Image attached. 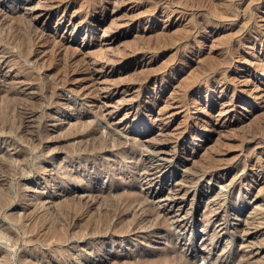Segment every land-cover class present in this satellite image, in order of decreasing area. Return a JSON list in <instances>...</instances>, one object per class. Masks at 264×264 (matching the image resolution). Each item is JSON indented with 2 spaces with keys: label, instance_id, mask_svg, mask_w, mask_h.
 <instances>
[{
  "label": "rangeland",
  "instance_id": "obj_1",
  "mask_svg": "<svg viewBox=\"0 0 264 264\" xmlns=\"http://www.w3.org/2000/svg\"><path fill=\"white\" fill-rule=\"evenodd\" d=\"M0 24V264H264V0H0Z\"/></svg>",
  "mask_w": 264,
  "mask_h": 264
},
{
  "label": "bare ground",
  "instance_id": "obj_2",
  "mask_svg": "<svg viewBox=\"0 0 264 264\" xmlns=\"http://www.w3.org/2000/svg\"><path fill=\"white\" fill-rule=\"evenodd\" d=\"M191 1V0H190ZM196 1V0H195ZM198 1V0H197ZM203 1V0H202ZM181 2V1H180ZM225 2H227L226 4H224L223 2H222V4H221V7H222V5L224 6H226L225 7V9L226 10H229L230 9V6H231V4H229V1H225ZM70 3V2H69ZM219 4V3H218ZM51 5H53V4H51ZM50 5V6H51ZM200 5V4H199ZM198 5V6H199ZM202 5V4H201ZM210 5V4H209ZM53 6H55V5H53ZM191 6H192V4H191ZM49 8V7H48ZM53 8V7H52ZM55 8V7H54ZM153 8V7H152ZM56 9H58V8H56ZM215 9V8H214ZM224 8L223 9H220V10H225ZM149 10V9H148ZM146 11V10H145ZM221 12V11H220ZM35 12H34V10H31V8H30V10L27 12V15H30L31 17H37L36 15L38 14L37 12V14L35 15L34 14ZM225 13V11H223V14ZM230 13V12H229ZM226 14V13H225ZM228 14V13H227ZM230 15V14H229ZM247 15V14H246ZM25 17V16H24ZM23 17V18H24ZM91 17V16H90ZM15 19V18H14ZM28 19V18H27ZM31 19V18H30ZM87 19V18H86ZM26 21V20H25ZM10 25V24H9ZM27 25H28V22H27ZM0 26H1V24H0ZM242 27V26H241ZM9 28V27H8ZM29 28L31 29V31L30 32H32V36H31V43H32V46L34 47V46H36V50H38L39 49V47H38V45L39 44H44V45H47V44H49V42H50V44H51V41H48L47 40V38H46V36H48V35H46V36H44V32H43V29H38V28H36V26H33V24L30 22V25H29ZM28 28V29H29ZM108 28V27H107ZM186 29V28H185ZM8 30V29H7ZM45 31V30H44ZM29 32V33H30ZM16 33V32H15ZM26 33V32H25ZM179 33V32H178ZM14 34V33H13ZM182 34V33H181ZM26 36H27V34H26ZM20 37V36H19ZM63 37V36H62ZM4 38V37H3ZM48 38H50L49 36H48ZM172 38V37H171ZM179 38V37H178ZM27 39H28V37H27ZM55 38H53L52 40H54ZM23 40V39H22ZM29 41H30V37H29ZM48 41V42H47ZM175 41V40H174ZM53 42V41H52ZM144 42V41H143ZM164 42V41H163ZM54 43V42H53ZM58 43V42H57ZM139 43V42H138ZM62 44V43H61ZM160 44V43H159ZM55 45H57L56 44V40H55V44L53 45V46H55ZM63 45V44H62ZM49 46V45H48ZM244 46V45H243ZM50 47V46H49ZM52 47V46H51ZM50 47V48H51ZM70 47V46H69ZM54 48V47H53ZM53 48H51V50L53 51ZM62 48V47H61ZM32 49V48H31ZM35 49V48H34ZM49 49V48H48ZM56 49V48H55ZM58 49V48H57ZM57 49H56V51H57ZM98 49H100V48H98ZM27 50H28V48H27ZM47 50V49H46ZM50 50V51H51ZM58 50H61V49H58ZM52 51H51V55H52ZM67 51V50H66ZM73 51V50H72ZM32 52H33V50H32ZM54 52V51H53ZM58 52V51H57ZM56 52V53H57ZM64 52V51H63ZM55 53V52H54ZM54 53H53V55H54ZM74 53H76V52H74ZM69 54V53H68ZM67 54V55H68ZM56 55V54H55ZM86 55V54H85ZM88 55V54H87ZM63 56V55H62ZM69 56V57H68ZM67 56V58L68 59H72L73 58V56H74V54H73V56L71 55V57H70V55H68ZM95 56V55H94ZM60 57H61V55H60ZM75 57V56H74ZM92 57V56H91ZM126 58V57H125ZM58 59V58H57ZM66 59V58H65ZM63 60V59H62ZM67 60V59H66ZM224 61V60H223ZM51 62V61H50ZM69 62V61H68ZM94 63V65L96 64V61H93ZM99 62V61H98ZM112 62V61H111ZM70 63V62H69ZM73 63V62H72ZM92 63V62H91ZM90 63V64H91ZM225 63V62H224ZM44 64V63H43ZM86 64V63H85ZM226 64V63H225ZM87 65H89V64H87ZM42 66V65H41ZM58 66V65H57ZM65 66V65H64ZM90 66V65H89ZM89 66H86V68H84L85 69V71H87L88 72V75H90V76H88L89 78H91L92 79V74L90 73V70H89ZM96 66V65H95ZM60 69V68H59ZM111 69V68H110ZM78 70V69H77ZM263 70V69H262ZM61 71H63V69L61 70ZM65 72H67V71H65ZM65 72H64V74H63V76L61 75V76H57V78H55V81L58 83V84H60L61 85V87H66V86H68V82H69V79L71 78V76L69 77V72H67L66 74H65ZM54 73H56V72H54ZM53 73V74H54ZM74 73V72H73ZM57 74V73H56ZM58 75V74H57ZM70 75H72V74H70ZM73 77V76H72ZM84 78V77H83ZM88 79V78H87ZM93 79H94V76H93ZM92 79V80H93ZM75 80V79H74ZM115 80V79H114ZM70 81H72V80H70ZM112 82V81H111ZM118 82V81H117ZM74 83V82H73ZM113 84V83H112ZM121 84V83H120ZM124 84V83H123ZM94 85V84H93ZM96 85V84H95ZM70 86V85H69ZM80 86V85H79ZM127 86V85H126ZM60 87V86H59ZM74 87V86H73ZM88 88V86H86L85 85V88ZM92 87V86H91ZM107 87V86H106ZM54 88V87H53ZM77 88V87H76ZM52 89V88H51ZM68 89H70V90H72V91H74V92H76V93H78V95L80 96V95H82V97H84V96H87L88 94H87V92L88 91H86L85 92V90L83 89V88H79L80 90H76V89H74V88H68ZM82 89H83V91H82ZM93 89H95V88H93ZM99 89V88H98ZM119 88H117V89H114V88H109V86L107 87V88H104L103 90H102V88H100L98 91H96V90H94V91H96V93H95V96H96V99H95V103H96V105H98L99 107L100 106H102V105H100V103L99 102H104L103 100H104V97H110L111 95H113V94H115V93H118L117 91H119L118 90ZM127 89V88H126ZM90 90V89H89ZM92 90V89H91ZM91 90L89 91L90 93H91ZM102 90V91H101ZM94 91H92V92H94ZM103 92V93H102ZM101 93V94H100ZM126 93V92H125ZM235 93V92H234ZM94 95V94H93ZM89 96V95H88ZM91 96V95H90ZM125 96V95H124ZM21 97V96H20ZM60 97H61V95H60ZM112 97V96H111ZM123 97V96H122ZM82 99V98H81ZM17 100V99H16ZM121 100V99H120ZM259 101V100H258ZM189 104V103H188ZM95 105V104H94ZM223 105V104H222ZM9 106V105H8ZM165 106V105H164ZM98 107V108H99ZM161 109H163V108H161ZM226 109H228L229 110V107L228 106H226ZM8 110V109H7ZM98 110V109H97ZM101 110V109H100ZM230 111V110H229ZM97 112V111H96ZM99 112V111H98ZM97 112V113H98ZM101 112V111H100ZM227 112V111H226ZM262 112V111H261ZM102 113V112H101ZM105 113V112H104ZM104 113H102L103 114V117L101 116V118H102V120H109V117H107ZM146 113V112H145ZM20 114V113H19ZM237 114V113H236ZM105 115V116H104ZM146 115V114H145ZM170 115V114H169ZM116 116V115H115ZM136 116V115H135ZM151 115H148V118L150 117ZM167 116V115H166ZM18 117V116H17ZM22 117V116H21ZM146 117V116H145ZM263 117V116H262ZM159 118V117H158ZM166 118V117H165ZM221 118V117H220ZM13 119V118H12ZM222 119V118H221ZM220 119V127H224V125H225V121H222ZM86 120V119H85ZM101 120V119H100ZM121 120V119H120ZM150 120H152L151 118H150ZM148 121V120H147ZM160 121V120H159ZM165 122V121H164ZM163 122V123H164ZM255 122V121H254ZM182 123V122H181ZM2 125V124H1ZM215 126V125H214ZM26 127V126H25ZM209 127H207L206 128V131L208 132V131H210V129H208ZM238 128V127H237ZM192 129V128H191ZM214 129V128H213ZM179 131V130H178ZM14 132V131H13ZM109 132V131H108ZM94 133V132H93ZM113 133V132H112ZM180 133V135L181 136H183V137H185V135L186 136H189V138H194V137H197L198 136V134H197V132H196V130L195 131H192L191 130V132L189 131V128L188 127H186V128H184V129H182V131L181 132H179ZM114 134V133H113ZM185 134V135H184ZM111 135V134H110ZM115 135V134H114ZM176 135V134H175ZM179 135V136H180ZM88 136V135H87ZM95 136V135H94ZM111 136H113V135H111ZM202 137V136H201ZM120 138V137H119ZM112 139H114V140H116V138L114 137V138H112ZM111 139V140H112ZM121 139V138H120ZM172 139V138H171ZM170 139V140H171ZM183 139V138H182ZM196 139V138H195ZM199 140H200V138H198ZM88 140V139H87ZM122 140V139H121ZM120 140V141H121ZM125 140V139H124ZM92 141V140H91ZM117 141H119V139L117 138ZM135 142V141H134ZM166 142V141H165ZM195 142V141H194ZM100 143V142H99ZM115 143V142H114ZM121 143V142H120ZM126 143H127V141H126ZM138 143H141V142H138ZM143 143V142H142ZM97 144V143H96ZM122 144V143H121ZM85 145V144H84ZM141 145V144H140ZM140 145H138V146H136V147H138V151H139V146ZM147 145V144H146ZM167 145V144H166ZM144 146H145V144H144ZM144 146H140V149H141V147H144ZM152 146H154L153 148H152ZM131 147V146H130ZM127 149V148H126ZM151 149H153L154 151L157 149V152L159 153V154H161V150H163L164 149V144H152L151 146L149 145V146H147V147H144L143 149H142V151H144V152H148L149 150H151ZM120 150V149H119ZM118 151V150H117ZM141 151V150H140ZM153 151V152H154ZM159 151H161V152H159ZM127 153V152H126ZM140 153V152H139ZM143 153V152H142ZM157 154V153H156ZM143 155V154H142ZM147 155H149V156H151V157H154V154H151V153H148ZM164 155H165V153H164ZM158 157V156H157ZM122 158V157H121ZM137 158V157H136ZM213 158V157H212ZM218 159V158H217ZM156 160H159V159H156ZM146 161V160H145ZM137 162V161H136ZM158 163V162H157ZM144 164V163H143ZM153 166V167H150L149 168V166ZM151 165H149L148 166V168H149V170L150 171H152V173L151 174H149V175H153L154 176V174H156V172H158V169H160V171H161V169L163 168L162 166L160 167V165H158V164H154L152 161H151ZM165 166V165H164ZM117 167V166H116ZM165 168V167H164ZM163 170V169H162ZM196 171V170H195ZM257 171V170H256ZM162 172V171H161ZM167 172V170L166 169H164L163 170V173H166ZM202 172V171H201ZM157 176V175H156ZM115 177V176H114ZM197 178V177H196ZM126 187V186H125ZM264 187V186H263ZM177 188V187H176ZM179 189H181V188H179ZM178 189V190H179ZM185 191V190H184ZM186 192V191H185ZM186 194L187 193H183V195H181V196H183V197H186ZM177 195V194H176ZM180 195H178V196H180ZM180 196V197H181ZM3 201V200H2ZM127 207H129V206H131V202H129V203H126L125 204ZM117 206V205H116ZM120 206V205H119ZM30 207V206H29ZM118 207V206H117ZM137 207V206H136ZM121 208V207H120ZM129 210V209H128ZM65 212V211H64ZM49 215V214H48ZM129 216V215H128ZM109 217V216H108ZM130 217V216H129ZM47 218V217H46ZM120 218V217H119ZM43 221V220H42ZM13 234V233H12ZM39 235V234H38ZM36 238V237H35ZM28 241V240H27ZM31 257V256H30Z\"/></svg>",
  "mask_w": 264,
  "mask_h": 264
}]
</instances>
